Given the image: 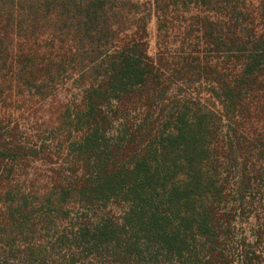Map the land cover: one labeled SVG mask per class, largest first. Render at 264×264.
<instances>
[{
    "label": "trees",
    "instance_id": "1",
    "mask_svg": "<svg viewBox=\"0 0 264 264\" xmlns=\"http://www.w3.org/2000/svg\"><path fill=\"white\" fill-rule=\"evenodd\" d=\"M0 264H264V0H0Z\"/></svg>",
    "mask_w": 264,
    "mask_h": 264
},
{
    "label": "rangeland",
    "instance_id": "2",
    "mask_svg": "<svg viewBox=\"0 0 264 264\" xmlns=\"http://www.w3.org/2000/svg\"><path fill=\"white\" fill-rule=\"evenodd\" d=\"M149 32L151 35V39H152L151 44H152L153 38H154V26L153 25L150 26ZM63 98H64V95L62 94V95H59L56 98V100H61ZM52 105H55V103L47 102L46 104H44L43 106L39 107L36 110L35 109L27 110V111L20 113L18 116L17 122H18L19 131L21 135L30 139L31 141H36L35 135L38 129V124L42 120H46L48 118ZM242 227L248 230L249 223L242 222Z\"/></svg>",
    "mask_w": 264,
    "mask_h": 264
}]
</instances>
